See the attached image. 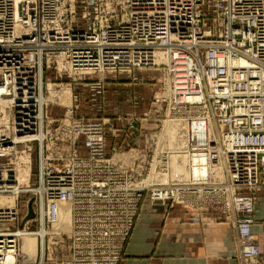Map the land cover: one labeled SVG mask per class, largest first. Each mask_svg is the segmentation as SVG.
Returning a JSON list of instances; mask_svg holds the SVG:
<instances>
[{
    "label": "built area",
    "instance_id": "obj_1",
    "mask_svg": "<svg viewBox=\"0 0 264 264\" xmlns=\"http://www.w3.org/2000/svg\"><path fill=\"white\" fill-rule=\"evenodd\" d=\"M210 16L215 29L202 28ZM133 68L164 71L165 96L158 101L207 119L223 185L264 183V0H0V264H120L146 196L194 204L191 184L151 178L167 170L156 164L158 149L172 147V137L159 144L166 124L155 133L154 149L115 145L108 155L107 135L126 132L114 118L84 119L77 103L63 116L49 113L54 104L66 106L50 98L61 80L49 78V70L78 82ZM193 108L199 116L190 114ZM116 118L128 124L132 115ZM25 168L34 173L29 181L19 174ZM24 193L32 197L23 213ZM224 193L237 215L240 254L259 257L254 194ZM9 196L13 205L2 204ZM213 198L221 199L220 192ZM31 199L34 217L25 220ZM64 206L70 231L46 233L45 248L24 256L21 229L35 231L28 225L35 221L37 228L54 226Z\"/></svg>",
    "mask_w": 264,
    "mask_h": 264
},
{
    "label": "rangeland",
    "instance_id": "obj_2",
    "mask_svg": "<svg viewBox=\"0 0 264 264\" xmlns=\"http://www.w3.org/2000/svg\"><path fill=\"white\" fill-rule=\"evenodd\" d=\"M214 15V14H213ZM217 22L213 21V17L210 16L209 20L206 22V24L202 27V28H206L207 25H210L213 29H215ZM120 74H128L130 81L132 82V79L135 80L137 79V82H141V83H148V84H152L153 86L150 87H146L148 88L150 91L153 92V96H151L152 98L149 101V104L151 105V107H149V104L143 106L140 110H130V109H123L121 110L120 108H114L115 105H118V101H120V98H118L117 96H113L111 94H108V90L106 91L105 87L101 88V86H105L104 84H106V87H112V85L108 84L107 82H109L107 79L109 78H117L118 76H120ZM47 76H49V78H55L58 80H61V82L59 83L60 87H65V89L63 91H58L60 89V87L57 88V86L55 87L56 89H54L51 86V94L52 96H59L61 102H63V104H65L66 106H60V105H52L49 108V113L54 116H63L65 114V112L69 109L67 106H70L72 103L73 104H78V109L76 110V115H79L81 117H84V119H91V118H95V119H101L104 117H109L112 118L114 117L116 114L119 115V113H123L124 112L127 115H132V120L130 121V123H128L130 125V128L135 127L136 125H143V124H149V128L153 129V130H143V137L144 139L141 140L143 141V147H149V149H154L155 147V141H156V134H159L161 132V128L163 129L164 124L166 122L167 116H170L172 118L176 117V121L177 124L175 126V130L172 134H170V136H167L168 130H166L164 133L162 132V134L160 135V139L161 141L159 142V144H161L162 146H166L167 144H169L171 142V137L173 138V141L170 143V145L172 147H165L162 151V147H160L157 151V153H159L161 158H158L156 160V164L157 161H160L159 163L161 164V166L166 165L167 166V170L166 171H162L161 168L156 169V171H159L157 174L152 173L151 175H153V177H157V179L166 177V176H171V171L173 170V164L175 163L177 157L180 155L183 158L185 157V164L187 166H190V170L192 171L191 173H194L190 179V181L187 182V185L190 186V184L194 187L195 191L192 192L191 196L192 199L195 201L194 204H192V206L190 207H184L180 204H175L173 203L172 205H165L166 207H171L174 205H180L184 208H186L187 210H191V211H199L200 213L203 212H207L209 211L211 208H217L221 215L223 216L225 221H228L231 226L234 228V230L236 231L237 234V238H238V232H237V215L228 208L226 202H227V198L225 197V195L227 193H224V191H234L236 197H243V196H248L249 194L253 193L255 196V200H254V207L256 204V196L258 191L262 188V186H264V183H261L259 186L257 187H243V186H234V188H229V184L226 183L225 185H223V181L226 180L225 177L222 176V172L220 174L221 177H216L214 170H218V167L216 166V162L212 161L215 160V149L216 147L213 148H208L209 145L211 144H215L214 141V134L213 135H209L208 134V125H206L204 122V120L207 119H199L196 117H192L189 118L188 115L183 114L184 110H182V108H176L171 109L168 106V101L162 102V101H158L157 99V95L158 94H162L165 90V85H166V81H165V74L164 71H160V70H145V69H138V68H133L131 71H114V73H93V74H87L83 76V80H80L78 82H73L72 79H70L69 77L62 76V77H57L58 75H56L55 72H52L51 70H49V72L47 73ZM126 77V76H125ZM124 77V78H125ZM122 78V77H121ZM119 80V79H118ZM127 80V79H126ZM71 82V85H68V83ZM128 82V80H127ZM126 82V83H127ZM50 83V82H49ZM68 87V88H66ZM58 89V90H57ZM72 93H71V91ZM82 92V94H81ZM67 95V98H66ZM107 95L109 97H107ZM163 95V94H162ZM165 95H163L164 97ZM72 97H73V101H72ZM66 99V100H65ZM82 103V104H81ZM148 103V102H147ZM120 104V103H119ZM148 108V109H147ZM171 110H170V109ZM146 109V110H143ZM114 111L113 114H110V116H106L109 115L110 112ZM143 111V112H142ZM197 110L193 108V110L190 112V114L192 116H199L200 114L198 112H196ZM117 115L114 117L116 118ZM129 118V117H128ZM180 121V122H179ZM116 123V122H115ZM156 125V129L155 126ZM133 126V127H132ZM207 126V129L205 130ZM212 128V126H211ZM134 129V128H133ZM146 129V128H145ZM213 130V128H212ZM160 131V132H159ZM127 132V131H126ZM126 132H120L119 135H114L112 133H109L106 137V143L107 146L108 144L114 143L111 142V140H118V144H116V146H120L123 143H127V149H129L128 147L131 146L132 143H135L133 140L131 141L132 138V134H127ZM125 134H127L128 136H126ZM164 136L167 137V140L164 141ZM140 139V137H138ZM126 139V140H124ZM110 140V142H108ZM121 140V142H120ZM214 141V142H213ZM134 144L131 146L133 147ZM188 146V148H187ZM156 153V154H157ZM107 154H108V150H107ZM109 155V154H108ZM112 155V153H111ZM152 156V153H150V158ZM29 160H30V164L34 165L33 171L34 173L37 172V165H35V160L33 158V155L30 154L29 155ZM190 161L189 164H187ZM2 165H7V164H2ZM210 165V169L209 166ZM218 165V164H217ZM7 167V166H6ZM5 167V168H6ZM200 167L202 168V170L206 169L207 172L205 179L201 178V179H197L196 174L197 171L200 169ZM23 171H25L23 173V175L27 176V174H31V179L34 177V173L32 171H27V168H25ZM7 174V173H6ZM10 175V174H9ZM182 171L179 172V176H182ZM21 176V175H20ZM213 178V179H212ZM30 179V180H31ZM209 179V182L207 183V180ZM212 179V180H211ZM28 181V180H26ZM163 182V181H162ZM222 184V185H220ZM203 189H205L206 193H201L200 190L203 191ZM218 192H220V198H213V197H218ZM188 196H190V190L188 191ZM200 196H204L203 201H199L197 202V198ZM32 197V195L30 193H24L21 195L20 200L18 202V207H20V209H22V212L24 213V211L26 210V202ZM149 197V196H148ZM150 198V197H149ZM191 199V200H192ZM156 202H161L159 200H156ZM7 205H11V204H7ZM13 205V203H12ZM239 215H243V217L245 216V213L242 212V214ZM254 219H255V209H254ZM138 220V218H137ZM137 222V221H136ZM255 222V221H254ZM136 224V223H135ZM254 224V223H253ZM29 228L31 230H37V222H29L28 223ZM135 226V225H134ZM253 228V226H252ZM22 230V229H21ZM134 230V229H133ZM133 230H132V234H133ZM28 235L30 236V234H28V231L26 232H21L22 238H21V251L23 253H25L24 251H27L29 249V246L31 244V239H33V237L28 240L25 241L24 240V236L23 235ZM253 234L255 235V233L253 232ZM132 236V235H131ZM130 236V238H131ZM129 238V239H130ZM129 239L126 241V245L129 241ZM256 239V237H255ZM33 241L36 242L35 239H33ZM256 242L258 243V245L261 248V245L259 244L258 240L256 239ZM38 244L40 245V242H38ZM125 245V247H126ZM125 250V249H124ZM123 250V253H124ZM240 250L241 247L239 246V252L238 255L245 261V263H250L255 261L256 264H258V258L257 257L255 259H246L244 256H242L240 254ZM262 252V250H261ZM38 256V254H37ZM123 256V254H122ZM122 260V258H121ZM121 263V261H120Z\"/></svg>",
    "mask_w": 264,
    "mask_h": 264
},
{
    "label": "crops",
    "instance_id": "obj_3",
    "mask_svg": "<svg viewBox=\"0 0 264 264\" xmlns=\"http://www.w3.org/2000/svg\"><path fill=\"white\" fill-rule=\"evenodd\" d=\"M129 77L128 74H120L117 78H109L107 83L112 87L107 88L104 84L105 86L101 88L105 87L108 94L120 98L114 108L141 111L153 96V92L146 87L153 85L137 82V79L129 82ZM113 113L114 111L106 116ZM119 114L126 115L125 112ZM114 121L118 127L125 128L127 134H132L131 141L135 143L131 146L134 144V148L144 146L141 141L144 139L143 130H153L149 128V124H143L134 131L124 120L114 118ZM153 125L156 129V125ZM127 134L125 135L128 136ZM117 141L111 140L114 143L108 144L109 155L118 144ZM126 141L123 146H127ZM256 197L255 222L252 229L262 250L258 264H264V186ZM238 252L239 241L236 231L224 220L217 208L200 213L187 210L180 205L166 207L162 202H153L146 196L120 264H247Z\"/></svg>",
    "mask_w": 264,
    "mask_h": 264
},
{
    "label": "bare ground",
    "instance_id": "obj_4",
    "mask_svg": "<svg viewBox=\"0 0 264 264\" xmlns=\"http://www.w3.org/2000/svg\"><path fill=\"white\" fill-rule=\"evenodd\" d=\"M170 2V0H168V3ZM22 31L19 29L18 30V33H21ZM165 54H161V56H164ZM107 73V72H105ZM25 88H29V85L26 84V85H23ZM68 88V87H66ZM211 88H213V85H211ZM65 89V87H62L60 91H63ZM69 89V88H68ZM71 91V90H70ZM72 93V91H71ZM50 98L51 99H59V96H52V94L50 95ZM66 98H67V95H66ZM73 99V97H72ZM66 100V99H65ZM61 101V100H60ZM63 103V102H62ZM82 104V103H81ZM71 106V105H70ZM205 123V122H204ZM166 124V128L168 130V133L167 135L169 136L170 134H172L175 130V126L177 124V122L175 121H172L170 122L169 120H167L165 122ZM206 125H208V134H212V128H211V125L209 124V122L205 123ZM207 129V126L205 128V130ZM167 139L166 136H164V141ZM141 148H144V147H141ZM33 155V158L35 160V165H38L39 166V160H38V156H36V154L34 152L31 153ZM159 158H161L159 156ZM122 159H126V157H123L122 156ZM190 161L187 163L189 164ZM155 167V165H154ZM182 171V176H179V172ZM25 171H22L20 170L19 171V174L21 176H23L24 180H30L31 179V174H27V176L23 175ZM192 171L190 170V166H187L185 164V157L183 158L182 156H178L175 163L173 164V170L171 171V176H166L164 178H160L159 180L165 182V181H171L173 180L174 182H188L190 181V179L192 180L191 176L194 174V173H191ZM207 170L204 169L202 170V168L200 167V169L197 171V174H196V177L197 179H205L206 177V173ZM221 172V169L218 168V170H214V173L216 175V177H220V173ZM153 175H151L152 177ZM213 179V178H212ZM211 179V180H212ZM34 181V180H32ZM209 182V179L207 180V183ZM2 204H11L14 203L13 202V197H3L2 200H1ZM71 217H70V213H69V210H68V207L64 206L62 207V212H61V215H60V218L59 220L57 221V223L54 225V226H46V225H43V226H40V228H38V230H35V231H29L27 229H22L20 231L21 232H26L28 231V234H30V236L28 235H23L24 236V240L25 241H28L30 239V237L33 239L36 240L33 241V239H31V244L29 246V249L27 251H24L25 253H22L24 254V256L28 257L29 259L30 258H34L38 249L40 248V245H42V248L44 249L45 248V236H46V233H56L58 231H61V232H69L70 231V225H71ZM38 242H40V245L38 244Z\"/></svg>",
    "mask_w": 264,
    "mask_h": 264
},
{
    "label": "water",
    "instance_id": "obj_5",
    "mask_svg": "<svg viewBox=\"0 0 264 264\" xmlns=\"http://www.w3.org/2000/svg\"><path fill=\"white\" fill-rule=\"evenodd\" d=\"M32 217H34L33 199H31L29 202V212H28L27 216L25 217V220L32 218ZM1 228H6V227H1Z\"/></svg>",
    "mask_w": 264,
    "mask_h": 264
}]
</instances>
